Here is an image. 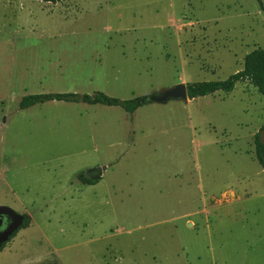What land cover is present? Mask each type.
Masks as SVG:
<instances>
[{"label": "rangeland", "instance_id": "374dc122", "mask_svg": "<svg viewBox=\"0 0 264 264\" xmlns=\"http://www.w3.org/2000/svg\"><path fill=\"white\" fill-rule=\"evenodd\" d=\"M257 48L256 0H0V209L30 219L0 237V264H264L252 85L132 114L18 107L30 94L128 100L225 80Z\"/></svg>", "mask_w": 264, "mask_h": 264}, {"label": "trees", "instance_id": "16d2710c", "mask_svg": "<svg viewBox=\"0 0 264 264\" xmlns=\"http://www.w3.org/2000/svg\"><path fill=\"white\" fill-rule=\"evenodd\" d=\"M41 2L56 3L62 0H39ZM259 3L261 9H264L262 0H256ZM237 83H247L252 85L258 93L264 99V48H257L249 52L244 56L243 67L241 70L230 75L225 80L220 81H208L200 83H192L186 85L187 96L189 99L197 97H203L215 92L230 93ZM142 97L132 98L128 100H120L115 97H110L102 92H95L92 95L77 94V93H47V94H30L21 98L18 107L20 110H24L35 105H40L45 102L57 101L66 103H82L87 105H102L107 107H120L128 114L134 113V111L140 106L144 105L141 102ZM146 104V103H145ZM264 126L261 128L263 129ZM260 129V130H261ZM259 130V131H260ZM259 132L255 137L256 145V159L264 171V144L259 141ZM77 179L84 185H95L99 181V177L96 179L86 177L83 174H79ZM29 217L23 215L22 223L11 235L15 234L24 228L29 226ZM5 247L4 243L0 244V252Z\"/></svg>", "mask_w": 264, "mask_h": 264}, {"label": "water", "instance_id": "95a60500", "mask_svg": "<svg viewBox=\"0 0 264 264\" xmlns=\"http://www.w3.org/2000/svg\"><path fill=\"white\" fill-rule=\"evenodd\" d=\"M170 100L185 101V102L188 100L187 89L184 83H180L171 88L162 90L156 94L144 95L141 99V102L143 104L145 103L164 104ZM258 138L259 141L262 144H264V128L259 131ZM90 178L96 179L97 177H90ZM0 215L6 216L7 219L10 220V224L8 225L7 230L4 233L5 236L8 234L11 235L15 230L18 229V227L22 223L23 216L21 217V222H18L19 217L8 209H0Z\"/></svg>", "mask_w": 264, "mask_h": 264}, {"label": "flooded vegetation", "instance_id": "af4514ba", "mask_svg": "<svg viewBox=\"0 0 264 264\" xmlns=\"http://www.w3.org/2000/svg\"><path fill=\"white\" fill-rule=\"evenodd\" d=\"M10 220L6 216L0 215V237H2L7 230Z\"/></svg>", "mask_w": 264, "mask_h": 264}]
</instances>
